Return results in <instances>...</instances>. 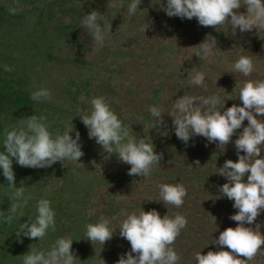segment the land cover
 <instances>
[{"label": "rangeland", "instance_id": "obj_1", "mask_svg": "<svg viewBox=\"0 0 264 264\" xmlns=\"http://www.w3.org/2000/svg\"><path fill=\"white\" fill-rule=\"evenodd\" d=\"M30 2L41 8V19L52 20L47 26L49 30L56 28L54 24L65 27L64 30L41 40L35 34L27 43L26 38H21L19 28L12 26L16 24H0V30L6 26V34L15 37L8 43L0 44V47L9 48L21 56L30 55L29 67L38 69L40 73L36 76L38 82L34 91L45 88L51 93V99L38 102L51 108L54 114L58 112V122L67 130L76 129L75 117L88 111L93 97H103L123 125L129 128L131 136L137 140L144 138L154 145L155 152L163 154L160 164L154 166L148 177L130 176L128 169L131 166L120 162L117 156L104 155L100 162L92 163L91 158L95 155L93 148L98 144L94 138L85 141L79 138L82 152L89 151L87 156L90 161L81 174L89 181L100 180L99 183L110 190L94 188L88 191V196L81 192L78 197L75 194L77 198L72 197L70 194L73 192L67 188L73 187L69 178L65 182L67 168L43 171L47 176L37 180L38 172H29V167L20 166L12 158L16 167L15 185L23 186L27 195L47 196L52 203L56 228L55 231H47L50 237L55 234L58 238L73 239L71 251L76 257L75 264H116L122 255L131 251L130 242L119 235V225L126 218L124 214L138 215L141 209H155L161 217H174L179 213L187 219L186 227L171 245L180 257L177 264H196L195 253L198 251L201 254L221 248L230 251L214 242L225 228L237 226V222L229 217L238 210L233 207L232 200L220 195L219 186L226 183L227 178L217 172L226 160H238L234 141L248 121L245 119L242 122L241 128L236 130L223 149L217 142H209L199 135L190 137L187 143L181 141L175 134L172 117L167 113L172 111L174 101L183 95L219 96L221 100L225 99L221 112L233 104L242 106L235 82L264 80V30L240 32L237 29L232 35L227 24L217 28L204 27L196 18L169 17L164 11L167 0H141L133 15L128 13L131 0H122L121 8L110 6L114 0ZM58 2L63 5L57 10ZM22 5L25 8L28 4L21 2ZM92 10L98 11L110 23L111 32L107 33L103 47L95 45L82 28L83 17ZM234 11L246 13L247 9L241 5ZM100 23L105 27L104 21ZM145 23L149 26L143 32L141 29ZM212 37L219 48L215 50L216 55L208 60L200 59L193 53L194 49ZM37 47L43 52L49 50L50 58L45 60L43 53L38 55L35 51ZM238 55L252 58L255 70L251 76L231 72ZM194 71L205 73L204 87L189 85L188 74ZM57 88L61 91L66 89L63 93L68 96L75 91L81 94L87 92L91 98L83 108L75 110L65 97H59ZM229 96L232 98H226ZM149 106L159 107L165 112L162 114L164 123L158 127H152L154 119L147 110ZM259 119L264 120V116ZM20 123L15 122L7 129L18 128ZM71 134L75 138L76 131L72 130ZM261 151L264 157V145H261ZM244 154L241 151L240 155ZM93 174H100V177L95 178ZM247 175L242 178L245 182ZM160 183L183 184L187 190L184 204L177 208L157 201V185ZM101 217L110 221L111 229H116L111 245H105L108 241L103 245L92 243L85 236V225L98 222ZM257 225L264 235V210L253 224L245 226L255 229ZM8 239L19 248L20 238ZM43 239L38 244L35 239L27 241V250L42 251ZM261 247L256 258L246 264H264V245Z\"/></svg>", "mask_w": 264, "mask_h": 264}, {"label": "clouds", "instance_id": "obj_2", "mask_svg": "<svg viewBox=\"0 0 264 264\" xmlns=\"http://www.w3.org/2000/svg\"><path fill=\"white\" fill-rule=\"evenodd\" d=\"M140 2L141 0H131L128 5L129 15L136 13ZM241 5L246 6V13L234 11ZM110 6L121 8L122 0H114ZM17 10L16 6L9 8L13 15ZM164 11L169 17L189 20L196 18L204 27L217 28L227 24L232 35H235L237 29L240 32L264 30V0H167ZM100 21H104L105 27L101 26ZM148 26L145 23L141 30L145 32ZM82 28L98 47L104 46L106 35L111 32L110 23L96 10L83 17ZM216 49L219 48L212 37L211 40L205 39L199 43L193 53L200 59L208 60L216 55ZM4 70L12 71L8 65L4 66ZM254 70L252 58L244 55H238L231 68V72L241 73L244 77L251 76ZM188 75L189 85L204 87L203 71H194ZM234 87L239 90L238 97L242 106L233 104L221 112L225 99L221 100L219 96L183 95L174 101L172 111L167 113L172 117L175 134L181 141L187 143L190 137L199 135L209 142H217L223 149L236 130L241 128L242 122L245 119L248 121L234 141L238 160H226L217 172L227 178V182L219 186L220 195L232 200L233 207L238 210L229 217L237 222V226L225 228L214 242L218 246H226L230 251L222 248L218 251L209 250L206 254L198 251L195 253L196 264H246L256 258L264 245L260 226L257 225L255 229L245 226L253 224L261 210H264V157L261 155L264 120L259 119L264 116V80L235 82ZM31 98L36 101L48 100L51 99V93L40 88L31 93ZM90 104V113L79 115L88 129L89 138H94L107 154H115L120 162L129 164L131 167L128 175L148 177L154 166L160 164L163 154L155 152L154 145L144 138L137 140L131 136L129 128L123 125L103 97H93ZM147 110L154 119L152 127L164 123L162 114L165 112L161 108L149 106ZM45 119L44 116L38 118L32 115L21 120L18 128L4 130L5 151L0 152V169L8 186L13 189L9 198L14 201L8 214L0 217L5 224L12 223L17 210L26 206L31 199L25 197L23 186L17 187L14 183L12 158L22 167L46 168L58 161L78 162L84 154L78 131L75 138L69 135L72 128L62 134L57 132L53 137L43 122ZM241 151L245 154L240 155ZM246 173L248 175L245 182L242 178ZM157 187V201L177 208L184 204L187 190L183 184L160 183ZM124 215L126 218L119 225V235L130 242L131 251L122 255L116 264H177L180 257L171 245L187 225L184 215L177 213L174 217H161L155 209H141L138 215ZM109 224L110 221L104 217L98 222L87 223L86 238L92 243L99 242L103 245L112 239L116 230L111 229ZM55 228V213L51 203L48 199L41 198L36 203L35 217L30 216L29 221L21 223L16 235L23 233L32 239H43L49 229L55 231ZM72 240L58 238L48 251L33 249L23 256V264H75L76 257L71 251Z\"/></svg>", "mask_w": 264, "mask_h": 264}, {"label": "trees", "instance_id": "obj_3", "mask_svg": "<svg viewBox=\"0 0 264 264\" xmlns=\"http://www.w3.org/2000/svg\"><path fill=\"white\" fill-rule=\"evenodd\" d=\"M21 2H25L28 5L23 8V5L21 6ZM61 5H63V3L58 2V5H56L57 10L61 8ZM10 6L17 7L18 10L15 15L10 13ZM59 14L64 15L63 13ZM49 16L50 15H48V17ZM45 18L41 19V8L38 5L30 2V0H0V24H16L12 26L19 28L20 34L22 35L21 38H26L27 43H29L31 39L34 38L35 34H38L37 37L39 40H41L46 39V37L48 38L49 34L55 35L58 31L64 30L65 27L59 24H54L56 28H54L53 30H49L47 26L52 23V20L50 18L46 20ZM5 28H2L0 30V44H3L4 42L8 43L15 39V37L8 36L6 34L8 32V29L5 30ZM47 41L49 42V40ZM35 51L38 55L43 53V57L45 58V60L50 58L49 50H46L47 52H43L40 47H37ZM29 59L30 55L26 56L22 54L21 56L10 51L9 48L0 47V152H2V149H5L3 146V140L4 130L7 128V126L10 127L11 125H13V123L21 122V120H25L32 115H35L38 118L40 116H44L46 118L43 122L46 124L48 131L53 135V137L57 132H60L62 134L65 131V126L61 125L58 122V112L54 114L51 108H48L46 105L42 103L40 104L38 101L31 98V93L34 91V86H37L38 82L36 80V76L40 73H38V69L29 67L31 66L29 63ZM5 65L11 67L12 71H5ZM31 68L32 70L30 71ZM97 82H99V80H97ZM95 84L99 86L97 83ZM57 91L60 95L59 97H65L68 101V104L75 107V110L79 107L83 108V105L87 104L89 98H91L87 92L81 94L80 92L77 93V91H75L68 96L63 93L66 91V89L61 91L59 88H57ZM90 109L91 105L85 114H89ZM75 121L77 122L75 126L76 129L73 130L79 132V134L81 135L80 138H82V140L85 141L90 139L88 136V129L83 124L80 116L75 117ZM71 136L74 138V135L71 134ZM96 146L97 147L93 148V153L95 155L91 158L92 163L100 162L104 155H111L104 152L101 145L98 144ZM83 153V156L79 158L78 162L65 160L62 163L58 161L52 164L50 167L46 168L29 167V172H38L36 178L37 180H41V178L47 176V174L44 172L54 169L67 168V172L65 174V182L69 178V184L73 185V187L67 188L73 192L70 195L74 198H77L78 193L80 192L88 196V191L94 188H96V190L100 189L101 191L102 189L103 191L110 190L105 189V186L99 183L100 180L89 181V179H86V176L84 174H81L82 171L86 170L85 168L89 165L90 162L87 156L89 151L83 150ZM113 156L116 155L112 154V157ZM12 167L14 172V168H16L14 167V162L12 164ZM35 169L38 170L34 171ZM100 174H93V176L95 178H99ZM91 182L93 183L92 185H90ZM33 183H35V179L33 180ZM12 192L13 189L8 186V181L3 176L2 169H0V217L6 216L8 214L11 204L14 202L9 198ZM75 194H77V197H75ZM24 195L25 197H31V199L28 200L26 206H24L22 209L17 210L12 223L5 224L2 222V220H0V264H23V256L29 252L26 248V242L31 240L32 238L24 236L23 233L18 236L16 235V233L19 231L21 223L29 221L30 216L35 217L37 197L39 199L46 198L50 201L47 196H31L27 195L26 192L24 193ZM11 237L20 238L19 248L14 247L10 243L8 238ZM56 238L58 239V235L54 234L50 237L49 233L47 232V236L42 241L44 242L42 251L50 250L52 245L55 243ZM40 241L41 239H35L36 244H38V242L40 243ZM112 243L113 241L109 240L105 245H111Z\"/></svg>", "mask_w": 264, "mask_h": 264}]
</instances>
